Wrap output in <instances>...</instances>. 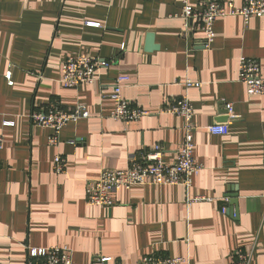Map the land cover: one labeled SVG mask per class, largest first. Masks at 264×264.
Returning a JSON list of instances; mask_svg holds the SVG:
<instances>
[{"label":"crops","instance_id":"obj_1","mask_svg":"<svg viewBox=\"0 0 264 264\" xmlns=\"http://www.w3.org/2000/svg\"><path fill=\"white\" fill-rule=\"evenodd\" d=\"M180 9L181 0H0V264H25L28 249L48 246H68L74 264H136L151 253L233 264L239 249L264 264V95H248L237 80L241 56L259 60L264 76V16L218 18L204 47L201 32H183ZM147 32L158 45L151 52ZM68 56L111 63L96 71L97 83L65 88ZM118 75L128 77L123 98L147 111L138 120L109 117ZM183 96L202 165L191 184L135 185L114 192L112 206L88 205L85 183L103 169H125L156 144L174 162L184 119L163 108ZM49 103L83 104L90 114L67 124L57 146L47 143L50 129L28 119ZM225 122L227 134L207 130Z\"/></svg>","mask_w":264,"mask_h":264},{"label":"built area","instance_id":"obj_2","mask_svg":"<svg viewBox=\"0 0 264 264\" xmlns=\"http://www.w3.org/2000/svg\"><path fill=\"white\" fill-rule=\"evenodd\" d=\"M181 12L178 15L182 20L183 32L199 31L203 34L202 44L210 45L214 34V22L224 16H240L245 22L251 17L264 16V0H241L240 6L231 1L199 0L197 6L191 0H181ZM90 25L94 23L89 22ZM110 61L90 56H68L61 63L60 84L65 88H75L81 83H97L96 71L99 68H108ZM237 80L246 87L248 95H264V76L261 73L259 60L241 56L238 61ZM128 82L126 75L116 76L109 85L108 97L113 102V109L109 117L116 121H135L147 114V111L138 105H131L122 95L123 87ZM187 86L197 85L189 80ZM228 117L231 119V104H225ZM163 112L175 114L184 119V138L176 152L172 163L163 160L164 149L156 144L142 157L132 156L125 169H103L96 178L85 183V201L88 205L108 207L114 204L113 193L121 189H130L135 185H183L188 187L202 165L193 157L194 129L192 123L193 106L187 97L174 100L163 108ZM86 106L79 104L70 110H63L55 103H49L43 108L31 110L28 119L32 125L51 130L47 143L57 146L60 142V133L69 123L89 117ZM5 125L11 122H4ZM207 130L212 134H227L228 123L209 125ZM3 139L0 136V149ZM65 170V160L59 154L53 158V171L61 174ZM202 199L200 196L189 199ZM252 251L237 250L233 264H251ZM110 258L101 257L100 262H107ZM184 257H162L151 253L143 256L136 264H187ZM25 264H74L72 250L68 246H48L30 248L27 251ZM121 264V263H120Z\"/></svg>","mask_w":264,"mask_h":264},{"label":"water","instance_id":"obj_3","mask_svg":"<svg viewBox=\"0 0 264 264\" xmlns=\"http://www.w3.org/2000/svg\"><path fill=\"white\" fill-rule=\"evenodd\" d=\"M158 48V45L154 42V34L152 32H147L145 35V44H144V50L146 52H151L153 50H156ZM233 210L230 208L228 210V213H232Z\"/></svg>","mask_w":264,"mask_h":264}]
</instances>
